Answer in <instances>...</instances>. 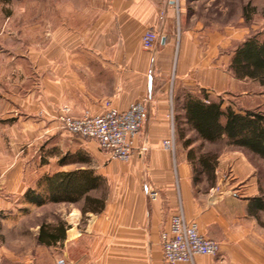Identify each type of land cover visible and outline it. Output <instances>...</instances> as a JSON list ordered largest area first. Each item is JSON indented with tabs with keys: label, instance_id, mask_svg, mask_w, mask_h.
<instances>
[{
	"label": "crops",
	"instance_id": "1",
	"mask_svg": "<svg viewBox=\"0 0 264 264\" xmlns=\"http://www.w3.org/2000/svg\"><path fill=\"white\" fill-rule=\"evenodd\" d=\"M94 7L89 22L58 27L48 46L30 54L35 86L21 94L10 90L0 100V215L12 227L18 225L12 220L49 203L69 205L57 223L24 227L21 243L28 233L36 242L20 253L0 241V264H167L161 236L180 212L221 251L177 264H264V188L246 155L238 151L234 165L231 155L221 156L216 185L203 190L194 180L191 148L178 139L174 151L163 147L164 140L177 138L183 96L211 99L236 91V77L222 66L231 53H217L213 33L201 47L196 27L177 36L169 0H101ZM147 29L159 34L153 49L142 45ZM108 102L120 111L137 102L148 109L129 161L110 159L95 140L59 128L56 116L63 108L81 117L102 114ZM43 138L50 140L44 153L31 147ZM78 170L99 177L106 188L100 211L84 213V204L76 206L83 198L51 201L47 178ZM48 225L60 236L40 242Z\"/></svg>",
	"mask_w": 264,
	"mask_h": 264
},
{
	"label": "rangeland",
	"instance_id": "2",
	"mask_svg": "<svg viewBox=\"0 0 264 264\" xmlns=\"http://www.w3.org/2000/svg\"><path fill=\"white\" fill-rule=\"evenodd\" d=\"M100 1L0 0V100L5 93H10V90L14 94H21L23 88L35 86L37 75L33 64H31L30 54L44 43L45 46H48L51 43L53 32L58 27H81L93 19L98 11L94 6ZM173 6L177 12L174 25L175 34L178 36L182 29L196 27L201 32L199 45L205 48L208 46L206 40L209 33H213L217 38L216 42L219 43L217 53L220 56L231 53L228 63L222 66L232 75L229 66L235 50L251 36L257 35L260 39H264V0H180L178 5ZM236 84L234 93H226L221 96L213 95L211 100L219 101L221 98H225L227 104H223V108L231 106L237 112L245 113L247 110H253L264 113V87L260 82L248 77L242 79L236 77ZM186 101L187 98L183 96L182 104ZM181 109V106L178 105V113H176L178 118L174 124L177 138L173 136L175 145L177 139L183 144L188 138H196L190 148H194L198 155L203 153L218 154L217 165L221 156L224 155H231L228 161L230 163L232 161L234 165L240 156L238 151H241L248 158L255 177L264 188L263 161L239 147L228 144L227 140L213 143L203 142L198 138V134L191 125L187 123L186 108ZM63 110H67L68 114L72 115L69 109L63 108L61 112ZM59 128L65 130L60 127V124ZM85 140L90 141L87 138ZM49 141L43 138L31 147L39 148V151L44 153L50 150V147H47L50 146ZM21 143H25V141ZM197 182L203 190H210L211 185H216V179H209L204 173L199 175ZM92 194L104 199L107 190L104 186H99ZM83 204V201L80 200L76 206ZM68 206L63 203H49L30 211L21 220H12L13 222L18 221V225L12 227L8 226L10 220H6L4 216L0 215V241L2 243L6 241L8 245L12 246L14 252L20 253L24 245L28 244L31 247L36 242L35 237L28 233L24 243H21L20 232L24 227H34L38 223L45 222L57 223L61 219V215L67 213Z\"/></svg>",
	"mask_w": 264,
	"mask_h": 264
},
{
	"label": "trees",
	"instance_id": "3",
	"mask_svg": "<svg viewBox=\"0 0 264 264\" xmlns=\"http://www.w3.org/2000/svg\"><path fill=\"white\" fill-rule=\"evenodd\" d=\"M230 70L237 78H252L258 80L264 87V39L254 35L245 40L232 56ZM186 120L203 142L227 140V143L251 153L264 162V113L247 110L237 112L231 106L223 108V100L213 101L208 96L189 95L185 104ZM182 136H185L182 134ZM196 138H188L184 145L190 147ZM188 158L194 170V180L199 181V175L206 174L209 179H216L218 154L203 153L198 155L194 148L188 151ZM51 201L84 199L82 211H100L104 199L89 191L96 190L100 178L81 170L70 173H59L48 177ZM215 182V181H214ZM85 197V198H84ZM264 209V203L261 204ZM60 236L52 230V226H42L39 241L50 243Z\"/></svg>",
	"mask_w": 264,
	"mask_h": 264
},
{
	"label": "built area",
	"instance_id": "4",
	"mask_svg": "<svg viewBox=\"0 0 264 264\" xmlns=\"http://www.w3.org/2000/svg\"><path fill=\"white\" fill-rule=\"evenodd\" d=\"M178 5L180 0H169ZM159 39L154 29H147L142 36V45L145 49H153ZM148 109L143 102L132 104L127 110L120 111L110 102L102 114L86 113L75 117L63 110L57 116L60 127L82 136L93 139L99 148L109 154L110 159L129 161L136 149V139L146 122ZM165 149L174 151L173 137L163 141ZM145 149V148H143ZM151 195H155L152 192ZM161 244L164 260L167 264L179 262H193L198 255L215 256L221 251V244L203 235L197 222L189 221L183 212L173 215L170 228L162 233ZM15 264H35L33 260L21 261ZM64 264V259L59 260Z\"/></svg>",
	"mask_w": 264,
	"mask_h": 264
}]
</instances>
